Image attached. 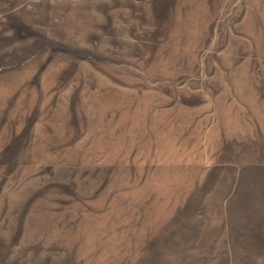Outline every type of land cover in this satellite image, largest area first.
<instances>
[{
    "label": "rangeland",
    "instance_id": "374dc122",
    "mask_svg": "<svg viewBox=\"0 0 264 264\" xmlns=\"http://www.w3.org/2000/svg\"><path fill=\"white\" fill-rule=\"evenodd\" d=\"M0 264H264V0H0Z\"/></svg>",
    "mask_w": 264,
    "mask_h": 264
}]
</instances>
